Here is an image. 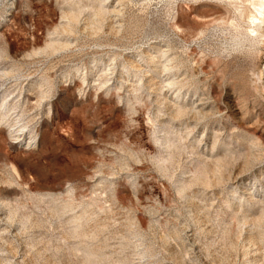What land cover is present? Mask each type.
<instances>
[{
    "label": "rangeland",
    "instance_id": "obj_1",
    "mask_svg": "<svg viewBox=\"0 0 264 264\" xmlns=\"http://www.w3.org/2000/svg\"><path fill=\"white\" fill-rule=\"evenodd\" d=\"M0 264H264V0H0Z\"/></svg>",
    "mask_w": 264,
    "mask_h": 264
},
{
    "label": "bare ground",
    "instance_id": "obj_2",
    "mask_svg": "<svg viewBox=\"0 0 264 264\" xmlns=\"http://www.w3.org/2000/svg\"><path fill=\"white\" fill-rule=\"evenodd\" d=\"M254 6H257V3L254 4ZM252 18H253L252 21L256 19L255 17H252ZM12 133H13V137L16 140V142L25 141L27 138H29L30 141L32 140L31 132L29 133L25 132V130L21 126H18L16 130L12 131Z\"/></svg>",
    "mask_w": 264,
    "mask_h": 264
}]
</instances>
